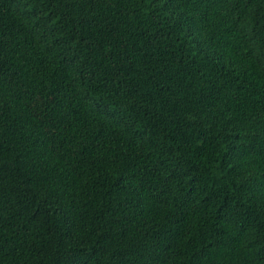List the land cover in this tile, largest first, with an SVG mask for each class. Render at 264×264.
<instances>
[{
  "label": "trees",
  "instance_id": "obj_1",
  "mask_svg": "<svg viewBox=\"0 0 264 264\" xmlns=\"http://www.w3.org/2000/svg\"><path fill=\"white\" fill-rule=\"evenodd\" d=\"M0 264H264V0H0Z\"/></svg>",
  "mask_w": 264,
  "mask_h": 264
},
{
  "label": "rangeland",
  "instance_id": "obj_2",
  "mask_svg": "<svg viewBox=\"0 0 264 264\" xmlns=\"http://www.w3.org/2000/svg\"><path fill=\"white\" fill-rule=\"evenodd\" d=\"M178 108H179V110H180L182 113H184V114H186V115H189L190 112H191L190 107H188L187 105H184V104H179V105H178Z\"/></svg>",
  "mask_w": 264,
  "mask_h": 264
}]
</instances>
